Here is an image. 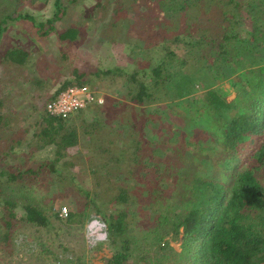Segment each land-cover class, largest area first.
<instances>
[{
  "label": "trees",
  "instance_id": "16d2710c",
  "mask_svg": "<svg viewBox=\"0 0 264 264\" xmlns=\"http://www.w3.org/2000/svg\"><path fill=\"white\" fill-rule=\"evenodd\" d=\"M16 1L30 4L34 0ZM76 1L54 0V13L45 21L27 12L22 14L19 8L0 16V44L13 23L19 19L27 20L36 29V35L30 37L32 43L38 37L52 33L58 43L65 42L68 46L76 44L79 34L77 27L56 30L53 25L65 17ZM133 2L149 5L141 16L146 21L145 30L150 28L155 34L146 40L142 38L135 45L143 51L140 61L142 66L136 67L133 74L128 76L130 83L127 94L130 100L140 107L147 106L166 98L191 95L195 86L200 85L203 91L195 100L198 107H194V103L190 106L203 116L206 134L204 145L194 147L192 152L189 149L188 158L177 156L176 163H183V172L172 173L174 182L163 191L158 188L161 186L153 190L148 187V192L145 190L144 170L153 158H150L152 156L149 152L142 154L145 141L136 123L126 125L130 130L125 132L121 147V155L127 162L124 168H121V156L114 154L112 148L97 146L105 152V162L109 156L118 164L111 175L114 188H107L109 191H117L112 200L109 199L111 202L118 205L129 203L136 190L140 193L139 198H147L146 193L150 198L148 202L155 200L165 203L164 211L158 214L156 226L148 232L154 233L137 240L129 234L128 214L124 208L115 214L106 211L108 202L100 199L106 189L90 192L75 186L76 195L79 196V191L84 193L86 203L83 206L90 205L96 214L95 220L98 218L105 226V241L111 255L103 258V263L137 264L152 256L156 261L154 264L171 261L175 264H264V0L255 3L253 0ZM135 23L139 24L140 21ZM243 27L248 29V36L243 35ZM160 41L165 51L154 63L149 57L151 46ZM31 52L17 44L9 46L0 56V89L5 93L0 98V162H6L10 156L19 157L22 153L20 145L28 129L12 130L10 115L14 109L11 107L8 112L4 111L3 103L12 98L6 93L16 84L15 76L25 65L30 64ZM257 53L260 57L255 56ZM62 55L66 59V54L62 52ZM35 62L36 68L33 74H28V80L31 81L34 75L32 85L43 88L47 82L37 72L41 69L39 62ZM60 66L51 70L60 72ZM140 71L147 74V79L137 78ZM241 71L245 72V79H240ZM227 72L235 93V102L228 101L226 93L213 87L215 73L225 78L221 73ZM45 73L47 79V70ZM104 73L112 71L108 69ZM63 75L66 78L50 99L68 85L90 82L83 80L85 74L76 69L64 72ZM53 80H56L55 76ZM98 122L96 118L87 124L80 112L67 118L50 116L45 109L39 112L31 135L33 145L30 141L29 152H23L22 155L31 156L33 151L51 145L53 156L38 160L35 164L0 170V229L5 237L10 236L17 222L15 208L19 204L4 195L6 190L2 191L3 186L14 185V189L18 190L30 186L31 182L44 174H54L60 178L63 172L71 173L69 167L74 163L69 161V156H73L68 150L78 146L81 135L83 138L86 135L92 137ZM184 137L183 144H188L189 138ZM204 158L210 160L209 169L203 165ZM189 159L193 163L192 169L185 165ZM95 166L94 163L91 165L92 173H96ZM160 179H164V174L160 175ZM26 192L20 191L24 196ZM20 205L25 212L21 219L28 223L48 228L51 217L63 221L58 211L53 212L52 207L43 208L32 202H22ZM82 214L69 213L64 222L83 224L82 218L75 220L76 216ZM164 229L171 235V239L180 242V251H176L169 240L162 241ZM70 263L82 264L78 261Z\"/></svg>",
  "mask_w": 264,
  "mask_h": 264
},
{
  "label": "rangeland",
  "instance_id": "374dc122",
  "mask_svg": "<svg viewBox=\"0 0 264 264\" xmlns=\"http://www.w3.org/2000/svg\"><path fill=\"white\" fill-rule=\"evenodd\" d=\"M43 1L34 0L29 4L26 1L19 3L16 0H0V16L19 8L22 14L27 12L38 16V20L45 21L54 13V0H46L45 3ZM257 1L253 0L254 3ZM148 8L149 5H138L133 0H77L68 9L65 17L53 24L56 30L77 27L79 34L76 44L68 46L65 42L58 43L52 33L48 36H40L36 42L32 43L30 37L36 35V29L23 19L13 23L0 44V56L9 46L17 44L32 51L30 64L25 65L15 76L16 84L8 91L6 90V95L12 98L6 99L3 103L4 111L8 112L11 107L14 109L13 114L10 115L12 130L28 129L20 145L22 153L29 152L31 142L33 145L31 135L35 129V121L38 119L39 112L44 110L50 96L66 78L63 75L64 72H70L72 69L83 72L85 74L83 80L90 81L87 85L97 86L105 96V103L102 106H91L80 111V115L87 124L96 118L99 122L92 137L86 135L83 138L81 135L78 146L68 150L73 156V158L69 156V161L74 163L69 167L71 173L63 172L60 178H56L54 174H44L31 182L30 186L18 190L14 189V185L3 186L2 191L6 190L4 195L10 196L7 198L17 201L19 205L15 208L17 222L11 229L10 236L5 237L0 229V234H3L0 237V264H72L71 261L82 264H104L103 258L111 255V250L105 241L106 236L101 240L90 239L87 226L95 221L96 214L90 205L83 206L86 203L84 193L79 191V196L76 195L75 186L90 192L106 189L100 198L108 202L106 211L115 214L117 210L124 208L128 214L129 234L135 239L139 240L154 233L148 234L156 226L158 214L164 211L165 203L155 200L148 202L150 198L146 193L144 194L147 198H139L140 193L136 190L133 194L136 198L132 195L129 203L118 205L111 202L112 196L117 191H109L107 188L114 186L111 175L118 164H115L109 156L108 161L105 162L106 159L103 160V156L106 154L101 147H110L114 154L120 155L121 168H124L127 162L121 155V147L125 132L130 130L126 125L136 123L137 128H141L140 134L145 141L142 154L149 152L152 156L150 158H153L152 162L150 161L153 165L149 164L144 170L145 190L148 192V187L153 190L161 186L158 188L163 191L168 184L174 182L172 173L183 172V163H176L177 156L183 159L188 158L189 149L192 152L194 147L200 148L204 145L206 122L202 120L203 116L197 114L192 109L193 106H190L194 103V107H198L195 100L203 91L200 85L195 86V91L191 95L181 98L170 97L147 106L140 107L130 100L127 94L130 83L128 76L133 74L136 67L142 66L140 61L143 51L135 45L142 38L146 40L148 36L155 34V31L150 28L145 30L146 21H143L141 16L142 12ZM135 21L140 23L136 24ZM247 30V28L243 29V35L248 36ZM160 42L151 46L152 51L149 57L154 63L158 56H163L165 51ZM62 52L66 54V59H63ZM255 56L260 57V54L257 53ZM34 61L39 62L41 71L37 72H40L47 82L44 83L43 88L32 85L34 75L31 76V81L28 80V74L36 68L37 62L34 63ZM57 65H61L60 72L57 70L53 72L51 69ZM257 68L259 67L255 69ZM108 69L112 73L105 74L104 71ZM45 70H47V79ZM239 74L240 79H245L244 71ZM221 75L225 78L215 73L213 87L226 93L225 97L228 101L235 102V93L228 79L229 73H221ZM1 76L2 67L0 66V79ZM54 76L56 80H53ZM72 77L71 75L70 78ZM137 78L147 79V74L140 71ZM3 94H5L3 89H0V98L4 96ZM184 135L189 138L188 144H183ZM98 145L101 147H97ZM53 150V146L49 145L33 151L31 156L26 154L23 156L20 153L19 157H7L6 162H0V170L49 159L53 156ZM147 157L149 159V156ZM191 157L195 156L191 155ZM191 159L185 163L190 169L193 168ZM203 161L205 168L209 169L210 160L204 158ZM93 163L96 165V173L90 171ZM104 163L107 165L104 166ZM50 167L52 168V165ZM163 174L162 180L160 175ZM23 190L27 191L25 196L20 193ZM22 202H32L43 208L52 207L53 212H57L60 205L69 207L70 213L82 214L83 211L84 214L80 215L82 217H75V220L82 218L83 224H66L65 218L59 221L53 217L50 218L51 225L48 228L28 223L21 219L25 214L20 205ZM162 231L165 232L162 241L169 240L171 246L176 251H180V242L171 239L166 229ZM154 262H156L154 258L148 256L147 260L137 264H154ZM164 264L175 263L171 261Z\"/></svg>",
  "mask_w": 264,
  "mask_h": 264
},
{
  "label": "built area",
  "instance_id": "2783aa9c",
  "mask_svg": "<svg viewBox=\"0 0 264 264\" xmlns=\"http://www.w3.org/2000/svg\"><path fill=\"white\" fill-rule=\"evenodd\" d=\"M104 103V93L97 86L68 85L49 99L44 109L50 116L67 118L88 107L102 106ZM58 213L61 218H66L70 213L69 207L60 205ZM87 228H89V237L93 241L104 239L106 236L105 226L97 220L91 222Z\"/></svg>",
  "mask_w": 264,
  "mask_h": 264
},
{
  "label": "clouds",
  "instance_id": "9594fccd",
  "mask_svg": "<svg viewBox=\"0 0 264 264\" xmlns=\"http://www.w3.org/2000/svg\"><path fill=\"white\" fill-rule=\"evenodd\" d=\"M97 222H99V219L97 218ZM99 242V241H98Z\"/></svg>",
  "mask_w": 264,
  "mask_h": 264
}]
</instances>
